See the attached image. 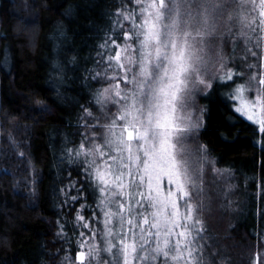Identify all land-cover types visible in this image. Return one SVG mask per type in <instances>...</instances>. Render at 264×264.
Instances as JSON below:
<instances>
[{
	"label": "trees",
	"instance_id": "trees-1",
	"mask_svg": "<svg viewBox=\"0 0 264 264\" xmlns=\"http://www.w3.org/2000/svg\"><path fill=\"white\" fill-rule=\"evenodd\" d=\"M134 7L130 0H0V264H77L93 242L81 247L79 234L89 229L77 217L92 220L108 194L97 190L88 158L76 151L99 140L111 114L97 103L110 83L98 54L126 26L117 14ZM237 44L222 53L258 63ZM242 65L228 66L239 75L216 78L196 98L197 144L235 186L228 193L210 184L215 204L225 192L230 208L208 223L203 264H250L264 238V133L229 99L255 71Z\"/></svg>",
	"mask_w": 264,
	"mask_h": 264
},
{
	"label": "snow or ice",
	"instance_id": "snow-or-ice-1",
	"mask_svg": "<svg viewBox=\"0 0 264 264\" xmlns=\"http://www.w3.org/2000/svg\"><path fill=\"white\" fill-rule=\"evenodd\" d=\"M130 3L135 7L117 14L128 27L119 24L123 30L98 54L110 83L97 103L111 102L116 112L101 125L98 141L82 142L76 151L88 158L97 190L108 194L92 220L77 217L89 229L79 234L81 247L88 238L99 240L89 246L88 264H203L193 217V193L198 198L203 190V156L196 160L187 148L199 126L189 111L191 86H212L204 77L217 66L226 69L222 50L229 42L235 49L239 41L261 61L250 68H264V0ZM234 75L227 69L217 79L227 83ZM250 75L264 85V72ZM246 91L251 88L242 85L229 99L246 101L234 110L264 133V118L254 111L264 110V87L251 99L241 95ZM79 258L84 264L85 253Z\"/></svg>",
	"mask_w": 264,
	"mask_h": 264
},
{
	"label": "rangeland",
	"instance_id": "rangeland-1",
	"mask_svg": "<svg viewBox=\"0 0 264 264\" xmlns=\"http://www.w3.org/2000/svg\"><path fill=\"white\" fill-rule=\"evenodd\" d=\"M125 23H126L125 24L126 25L125 29H126V27H128V23H127V21H125ZM222 55L224 56V60L226 63V69H221V68H219V66H217V68L209 70L204 77L206 84H209L211 81L215 80L218 76H222L227 69L231 70V68L228 66H233V63L237 60L240 62H243L242 66L245 68V71L250 68L249 67L250 63L245 60L246 57L243 58L245 53H222ZM260 63H261V61L259 60L257 64L259 65ZM260 72H264V68L255 67V71L253 73H260ZM257 79H259V76L257 77ZM244 86H248L251 88V91H246V92L241 94L244 97H246V99H251L257 95V93H256L257 87H264V85H258L257 80L251 79V75L247 76ZM206 88L207 87L205 85H201V84H194L191 86V93H190V96L188 99V106H189V111L191 112L193 120L195 121L198 119L199 126L192 131V133L188 136V140H187V148L194 154V159L199 160L200 157L203 156V183L201 185L203 190L200 193L198 198L196 197V194L193 193V208H194L193 217H194V219L195 218L199 219V224L197 225V228L199 229L198 241H199V248L202 250L200 252L202 257H204L203 252L207 248V247L205 248V245H209V241H208L209 233H207V231L209 229V228H207L208 223H210L215 218V215H217L218 212H220V214L223 215L224 212H229V208H230V206H225V204L222 202L223 200H225V197H226L225 192H223L220 195L221 196L220 198L217 196L218 201H220V203L215 204V202L217 203V200L214 201V198L216 199V193L218 192L217 188L221 189L223 187V190L228 191V193L231 192L232 189L233 190L235 189L234 182H232V176L228 175L225 171L218 169L214 165V163L210 162L209 158L206 156L205 153H203V150L197 144V138H196L197 134L196 133L200 127L202 117L200 114V107L197 104L196 98H197V95L199 93H201L203 90H205ZM242 104H246V101H241L239 99H235V106H241ZM107 107L110 108L111 114L107 118H104L105 122L108 119H110L111 115L115 114V112H116V106H114L111 102L106 103V108ZM254 111L258 117L264 118V110H261L260 108L257 107L254 109ZM242 117L244 119H247L245 116H242ZM255 124H257V123H255ZM257 126L259 128L258 124H257ZM102 132H105V129L103 127H102V130L100 131V133H102ZM198 150H201V151H198ZM109 179H111V178L109 177ZM212 182H216L215 186L217 188H216V192H215V188H214V194H211V196H210L207 193L212 191V189L210 187V184H212ZM213 195H215V196H213ZM257 201H258V203L260 202L259 197H257ZM263 201H264V199H263ZM231 210H232V208H231ZM221 215H219V216H221ZM219 216H217V218H215V220L219 221V219H221ZM204 232H205V234H203ZM218 233H219V231H218ZM219 234H216L215 236L221 237V236H219ZM224 238H225V236H224ZM89 240H90V238H89ZM90 245H99V243H97L96 240L93 239V242L91 244L87 245L86 249L84 248V250L82 251L85 253L84 263H87V260H88L87 253L89 251ZM260 250H261V252H260ZM80 253L76 257V263L77 264H81V261L79 258ZM108 255H110V254H108ZM250 264H264V238L259 240V243H257L253 257H252V261Z\"/></svg>",
	"mask_w": 264,
	"mask_h": 264
}]
</instances>
